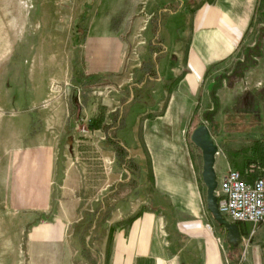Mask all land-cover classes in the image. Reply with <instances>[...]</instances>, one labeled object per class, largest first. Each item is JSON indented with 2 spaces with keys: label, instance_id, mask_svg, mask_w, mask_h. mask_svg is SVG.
<instances>
[{
  "label": "rangeland",
  "instance_id": "rangeland-1",
  "mask_svg": "<svg viewBox=\"0 0 264 264\" xmlns=\"http://www.w3.org/2000/svg\"><path fill=\"white\" fill-rule=\"evenodd\" d=\"M163 1L0 0V264H103L108 226L121 220L127 225L145 207L174 202L169 191L161 200L154 196L155 181L160 166L173 175L182 157L202 190L204 264H211L215 248L218 264H248L253 246L264 248V222H243L249 233L240 232L231 250L225 229L206 207L201 152L190 141L193 128L203 123L196 118L201 106L184 104L185 88L170 87L173 77L158 74L178 63L174 48L164 49V34L157 33ZM176 13L163 23L180 30L185 12ZM263 22L264 11L257 12L248 28L256 32L252 45L246 41L239 54L206 68L204 88L232 76L238 62L264 71ZM239 97L225 108L236 109ZM207 102L205 90L204 124L218 147L248 149L254 139L264 141V118L244 114L216 121L205 110ZM112 112L124 117L107 133L87 127L89 119L102 116L110 125ZM106 136L125 148L124 157ZM258 168L252 177L264 170ZM104 211L106 224L99 225ZM157 217L162 226L172 219ZM175 227L169 225L172 232ZM257 227L263 233H253ZM184 256V250L171 249L165 264Z\"/></svg>",
  "mask_w": 264,
  "mask_h": 264
},
{
  "label": "crops",
  "instance_id": "crops-1",
  "mask_svg": "<svg viewBox=\"0 0 264 264\" xmlns=\"http://www.w3.org/2000/svg\"><path fill=\"white\" fill-rule=\"evenodd\" d=\"M157 8V33L164 34L162 46L166 50L174 48L173 53L178 60L176 67H169L165 73L159 70L158 74L164 77L170 74V77H173L170 87L173 88L174 85V88L177 86L185 88L184 104L201 106L196 118L204 123V91L206 90L208 102L205 110L213 120L225 122L238 119L244 114H249L254 120L263 119L264 71L259 65L246 69L244 75L233 82L227 81L225 76L215 87L208 84L204 88V72L215 62L222 59L226 62L228 58L237 55V52L239 54L244 42L247 41L249 47L252 45L256 32L254 34L248 32V28L252 21L254 23L256 13L264 11V0H166L159 3ZM177 10L185 12V23L180 30L171 28L173 25L169 20L168 24L163 23L165 19L176 16ZM176 31H178L177 34ZM172 34L174 37H171ZM262 41H264V35ZM181 54L183 59L180 58ZM225 67L229 68V65ZM247 75L251 81H247ZM237 93L240 94V104L236 109L229 111L230 109H226L225 105ZM194 108L189 115V120L192 113L194 114ZM236 132L239 131H232L234 134ZM228 146L229 148L225 145L222 148L218 147L215 162L218 154L221 158L217 175L223 174L232 167L228 159V151L237 148L229 144ZM188 162L186 157H182L176 164L178 170L173 175L167 166L159 167L160 177L158 181H155L156 189L153 194L161 200V193L169 191L172 194L171 200L173 199L174 202L168 204L160 202L152 211H148L145 207V210L137 215L126 228L116 229L112 235L109 252L105 247L103 264H165L169 263V254L171 249L175 248L184 250L185 254L184 259L177 260V264H192L194 259L204 264V255L208 252L204 251L207 246H204L203 195L199 183L191 174ZM242 167L247 166L244 164ZM253 178L246 180L251 181ZM159 213L165 218H172L170 222L166 221V226L158 223ZM174 223L176 232L175 230L172 232L169 228V225ZM244 224L249 229L250 225ZM171 232L176 233L174 241L169 238ZM253 233H263V231L261 227H257ZM215 249L214 252L211 250L212 255L209 256L211 264H218L221 261L218 250ZM250 255L248 264H263L264 248L253 246Z\"/></svg>",
  "mask_w": 264,
  "mask_h": 264
},
{
  "label": "built area",
  "instance_id": "built-area-1",
  "mask_svg": "<svg viewBox=\"0 0 264 264\" xmlns=\"http://www.w3.org/2000/svg\"><path fill=\"white\" fill-rule=\"evenodd\" d=\"M216 179L217 206L224 219L254 225L264 222L263 169L251 181L243 179L236 169H228Z\"/></svg>",
  "mask_w": 264,
  "mask_h": 264
},
{
  "label": "trees",
  "instance_id": "trees-1",
  "mask_svg": "<svg viewBox=\"0 0 264 264\" xmlns=\"http://www.w3.org/2000/svg\"><path fill=\"white\" fill-rule=\"evenodd\" d=\"M224 60L225 59H222L220 61L215 62L213 64V66L218 65L219 63L223 62ZM251 65H252V63L249 64V65H241V62H238L237 67H235L236 69L234 70L233 75L230 76V77H226L227 81L233 82L235 80L240 79L242 74H243V72L246 70V68L251 67ZM146 69L151 70V68H149V67H147ZM148 73L151 75V73L153 74L154 71L152 72V70H151ZM222 78H225V76H223V77L220 76L219 77L220 80ZM110 117L112 118L111 119L112 122H111L110 125H108L106 123H103L104 117L102 116V117H95V118L89 119L88 123H87V127L90 128V129H99V128H101L104 131H106V133H107L108 130L112 127L113 124H115L116 122H122L123 121L124 115L122 113H120V112H117V113L116 112H112V113H110ZM106 138L108 139L110 144L114 147V149L117 150L119 156L124 157L126 155L125 148L123 146H121L120 144H118V142L116 140H114L113 137L106 136ZM228 157H229L228 159H229V162H230L231 166L233 168L238 169V171L240 172V174H241L243 179L251 178L253 175L257 174L258 169H259L258 167H260V166L264 167V141H262L260 139H254L252 141L251 147L248 148V149H230L228 151ZM244 164H245V166H247L246 168L242 167V165H244ZM251 164H254V166L251 167L250 166ZM96 212H100V207L99 206H98ZM96 212L93 211V214H92L93 215V219H94V215H95ZM138 214L132 216L129 219L128 224ZM107 216H108V213L104 211L102 216H101V218H100V220H99V222H98V224L99 225H101L103 223L106 224ZM127 225H125V222L123 220H121V221L117 222L114 226H108V231H107L108 242H111L112 235H113V233H114V231L116 229H118V228L119 229L120 228H126ZM238 226H239L240 232L248 233L246 225L244 223L238 222ZM220 227L224 228L221 225H220ZM104 232H105V228L103 230V233ZM229 247H230L231 250L235 249V247L232 246L231 244L229 245ZM106 257H107V255H106ZM105 261L107 263V259Z\"/></svg>",
  "mask_w": 264,
  "mask_h": 264
},
{
  "label": "water",
  "instance_id": "water-1",
  "mask_svg": "<svg viewBox=\"0 0 264 264\" xmlns=\"http://www.w3.org/2000/svg\"><path fill=\"white\" fill-rule=\"evenodd\" d=\"M190 141L200 150L202 157L201 178L206 187V207L217 224L225 229L226 241L236 247L241 240L238 223L229 222L222 217L218 210L217 198L214 193L217 179L214 169L215 156L218 146L214 142L206 124H198L190 134Z\"/></svg>",
  "mask_w": 264,
  "mask_h": 264
}]
</instances>
